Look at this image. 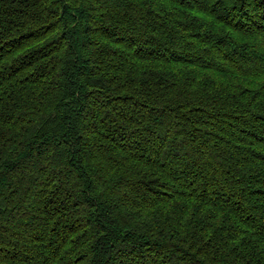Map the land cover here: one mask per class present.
<instances>
[{"label": "trees", "instance_id": "16d2710c", "mask_svg": "<svg viewBox=\"0 0 264 264\" xmlns=\"http://www.w3.org/2000/svg\"><path fill=\"white\" fill-rule=\"evenodd\" d=\"M0 264H264V0H0Z\"/></svg>", "mask_w": 264, "mask_h": 264}]
</instances>
